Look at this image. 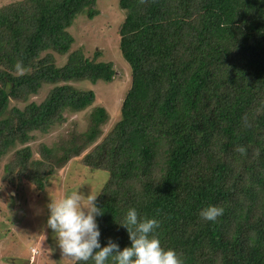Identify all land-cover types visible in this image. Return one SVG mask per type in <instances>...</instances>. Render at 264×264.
Listing matches in <instances>:
<instances>
[{
    "label": "trees",
    "instance_id": "16d2710c",
    "mask_svg": "<svg viewBox=\"0 0 264 264\" xmlns=\"http://www.w3.org/2000/svg\"><path fill=\"white\" fill-rule=\"evenodd\" d=\"M95 1L0 5V156L32 131L63 122L66 109L93 102L92 90L70 82L112 80V62L71 49L67 28L85 8L89 18L97 14ZM118 4L130 87L120 118L81 157L108 174L95 201L103 213L96 218L101 246L107 238L129 244L119 224L135 208L138 219L159 221L161 247L174 249L183 264H264V0ZM48 50L66 54L65 62L56 65ZM44 83L53 87L41 102L9 105ZM107 119L105 108L95 107L84 131L41 144L38 159L28 145L15 150L4 176L16 172L42 190L56 168L98 139ZM208 205L224 210L214 222L199 217Z\"/></svg>",
    "mask_w": 264,
    "mask_h": 264
},
{
    "label": "rangeland",
    "instance_id": "374dc122",
    "mask_svg": "<svg viewBox=\"0 0 264 264\" xmlns=\"http://www.w3.org/2000/svg\"><path fill=\"white\" fill-rule=\"evenodd\" d=\"M10 1L15 0H0V5ZM93 8L97 14L92 18L88 17L85 8L77 13L67 28L74 38L71 49L81 48L90 59L112 62L115 73L111 81L91 82L83 79L70 82L79 89L92 90L93 102L81 111L66 109L63 122L52 125L46 132L32 131L27 142L16 143L0 156V264H71L69 259L61 255L52 230L46 226V205L49 199H61L76 189L85 196L89 192L98 194L107 180V171L83 164L81 157L120 118L121 101L130 87L131 76L129 64L123 59L118 46L117 28L125 17V10L119 7L118 0H96ZM49 51L56 65L65 62L66 54ZM95 52L98 54L95 55ZM43 54L45 52L41 56ZM52 87L53 84L44 83L25 101L10 99L9 105L22 108L31 101L39 103ZM97 106H103L108 113L107 121L101 125L100 136L79 155L56 168L47 177L42 190L17 176L16 172L4 176V167L12 159L15 150L28 145L32 158L38 159V147L41 144L52 146L61 137L84 131L89 113Z\"/></svg>",
    "mask_w": 264,
    "mask_h": 264
},
{
    "label": "clouds",
    "instance_id": "9594fccd",
    "mask_svg": "<svg viewBox=\"0 0 264 264\" xmlns=\"http://www.w3.org/2000/svg\"><path fill=\"white\" fill-rule=\"evenodd\" d=\"M241 153L243 147H238ZM96 193L82 195L77 189L61 199H49L46 226L52 230L61 255L71 264H183L174 249L162 248L155 230L159 221L155 218L138 219L135 208H129L122 226L129 244L121 248L111 238L101 246L97 217L102 215L96 206ZM223 208L208 205L199 211V217L214 222L223 214Z\"/></svg>",
    "mask_w": 264,
    "mask_h": 264
}]
</instances>
